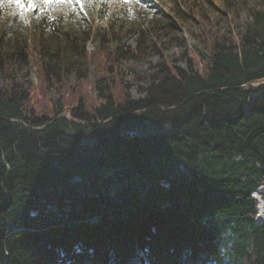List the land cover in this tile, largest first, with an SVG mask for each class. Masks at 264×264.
Listing matches in <instances>:
<instances>
[{
	"label": "trees",
	"instance_id": "16d2710c",
	"mask_svg": "<svg viewBox=\"0 0 264 264\" xmlns=\"http://www.w3.org/2000/svg\"><path fill=\"white\" fill-rule=\"evenodd\" d=\"M139 3L173 27L165 9ZM254 4L250 23L200 51L203 72L191 58L187 73L165 60L144 84L137 73L124 79L121 95L134 85L140 99L119 103L98 79L102 104L36 114L25 106L29 85L0 76V264H264L251 196L264 185V0ZM2 12L4 71L29 63L31 43L16 32L2 47L18 20ZM35 15L39 54L87 60V32ZM46 32L61 46L51 51Z\"/></svg>",
	"mask_w": 264,
	"mask_h": 264
},
{
	"label": "rangeland",
	"instance_id": "374dc122",
	"mask_svg": "<svg viewBox=\"0 0 264 264\" xmlns=\"http://www.w3.org/2000/svg\"><path fill=\"white\" fill-rule=\"evenodd\" d=\"M148 1L173 17V27H161V16L157 18L154 13L157 9L146 8L139 3L140 0H36L39 6L26 9L23 16L17 13L14 6L0 5L4 17L16 14L18 19L13 26L5 25L2 47L9 49V39L16 32L31 43L29 63H12L4 71L0 70V76L5 78L9 73L16 81H22L24 86L29 85L25 106L36 114H50L57 102L66 110L80 102L85 103V99L91 101L88 110L102 104L103 99L97 89L98 79L108 86L110 94L119 103L140 99L145 94H139L134 85L127 88L125 96L121 95L124 79L132 81L137 73L144 77V84L156 65L165 60L171 61L182 73H187L191 58L193 69L203 72L207 60L200 58V51L209 54L217 35L228 36L231 30L232 35L238 33L251 22L248 8L255 6L254 0ZM101 2L102 8L99 7ZM40 10L53 17L65 16L63 25L78 36H83V32L89 34L84 44L87 60L84 61L83 55L79 56L72 50H67L60 58L39 54L38 44L33 42L32 26L36 22L35 12ZM165 19L170 20L169 17ZM143 30L148 31L147 37L142 35ZM45 38L51 51L58 42L60 46L62 44L60 39L53 40L48 32ZM126 50L137 51V56L131 57L124 53ZM86 61L88 69L83 64ZM46 64L51 70L46 69ZM85 72L88 74L85 75ZM57 73L58 76L54 75ZM158 127L159 124L156 125ZM263 194V184L251 191V196L256 195L260 205Z\"/></svg>",
	"mask_w": 264,
	"mask_h": 264
},
{
	"label": "snow or ice",
	"instance_id": "6c2138e0",
	"mask_svg": "<svg viewBox=\"0 0 264 264\" xmlns=\"http://www.w3.org/2000/svg\"><path fill=\"white\" fill-rule=\"evenodd\" d=\"M0 5L14 6L17 13L21 16L24 15L25 10H31L39 5L36 0H0Z\"/></svg>",
	"mask_w": 264,
	"mask_h": 264
},
{
	"label": "bare ground",
	"instance_id": "6f19581e",
	"mask_svg": "<svg viewBox=\"0 0 264 264\" xmlns=\"http://www.w3.org/2000/svg\"><path fill=\"white\" fill-rule=\"evenodd\" d=\"M254 198L258 201V199H257L256 197H254ZM263 208H264V207H263ZM263 208H262L261 205H258V206H257V209H258V212H257V214H256V220H257V221H261V220L264 218V212H263V215L261 214L262 211H263Z\"/></svg>",
	"mask_w": 264,
	"mask_h": 264
},
{
	"label": "water",
	"instance_id": "95a60500",
	"mask_svg": "<svg viewBox=\"0 0 264 264\" xmlns=\"http://www.w3.org/2000/svg\"><path fill=\"white\" fill-rule=\"evenodd\" d=\"M263 208V207H262ZM264 211V210H263Z\"/></svg>",
	"mask_w": 264,
	"mask_h": 264
}]
</instances>
